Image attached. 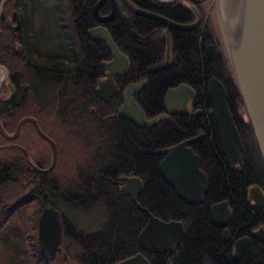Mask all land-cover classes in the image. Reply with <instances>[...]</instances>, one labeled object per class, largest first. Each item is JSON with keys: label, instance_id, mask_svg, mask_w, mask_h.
Wrapping results in <instances>:
<instances>
[{"label": "trees", "instance_id": "obj_1", "mask_svg": "<svg viewBox=\"0 0 264 264\" xmlns=\"http://www.w3.org/2000/svg\"><path fill=\"white\" fill-rule=\"evenodd\" d=\"M90 10L91 8L84 10L82 17H90ZM11 11L12 9H4L2 16H9ZM60 11L46 9L42 12H50L56 16ZM79 11L78 9L77 12ZM18 12L22 16H34L38 11L29 8L20 9ZM70 12L68 15H76L74 10ZM116 17L121 18V13L118 12ZM116 21L114 45L128 58L129 63L125 77L131 82L141 79L146 82L143 97L137 98L145 117L150 119L158 116L161 113L164 92L179 85H186L194 91L196 102L201 108V116L172 117L145 129L144 132H131L124 140L122 137L109 138L110 132H102L97 161L104 162L106 167L101 166L106 170L110 164L117 175L130 174L142 180L143 191L138 203L153 217L164 222L180 221L183 224L184 232L177 264H213L212 256L219 248L218 230L207 219L208 206L223 200L242 204L248 185H257L264 190L263 167L227 60L221 54L214 61H207L198 46L196 32H174L168 35L171 61L164 65V42L160 35H156L157 24L137 18L128 24H123L119 19ZM130 29L137 34V41L129 36ZM104 53L98 52L103 58ZM13 55V38L0 26V66L9 73L14 69ZM90 65L91 62L88 61L89 69H83V78L91 72ZM210 78L216 79L224 88L225 103L242 146L243 170L240 174L222 170L223 160L207 100V82ZM83 90L86 91V88ZM7 102H0V124L3 122L4 130L10 132L15 125L14 108ZM83 105L88 109L92 103ZM198 133H203L204 140L192 147L199 157V168L208 179V192L203 205L187 208L175 199L172 190L158 177V158L152 153ZM1 143L3 142L0 140ZM33 176L19 152L9 146L0 147V246L6 253L4 264H27L28 261L31 264H115L139 252L136 236L143 227L145 218L116 190L113 191L109 183L100 179L90 186L72 184L73 189L65 191L68 195L59 196V185L47 186L37 181L32 183ZM81 187L84 190L88 187L94 188L92 194H102L103 197L86 202L75 199ZM44 205L52 206L61 216L60 253L56 254L52 262L44 260L35 238L36 219ZM94 206L100 208V222L97 227L91 229L94 224L89 229H78L67 218V213L73 215ZM234 210L237 211V207ZM239 211L232 216L236 223L246 220L242 224L264 227V211L258 213L252 221L249 213L240 208ZM18 220L21 222V230L12 227L13 222ZM21 245L26 247L27 254L14 252L15 247ZM156 257L158 264L167 263L164 256ZM239 263L264 264V242L251 246Z\"/></svg>", "mask_w": 264, "mask_h": 264}, {"label": "flooded vegetation", "instance_id": "obj_2", "mask_svg": "<svg viewBox=\"0 0 264 264\" xmlns=\"http://www.w3.org/2000/svg\"><path fill=\"white\" fill-rule=\"evenodd\" d=\"M98 2L99 0H0V26L4 27L11 35L14 46V55L12 58V65L14 66V69H12L11 73H9L8 70L0 66L3 69L0 70V102L8 101L7 103H10L14 108L13 117L15 119V125L13 130L10 132L5 131L4 127H2V129L6 134L10 135L15 131L17 124L22 119L28 118L33 120L38 128V131L47 140L53 143L56 154L55 162L49 172H44L51 165L52 155L50 144L38 135V131L31 123H24L17 136L11 141L5 140L0 136V140L3 142L0 144V147L9 146L21 154L25 164L34 174L33 178H31L32 183L37 181L47 186H50V184L59 185L61 187L59 196H63L64 194L68 195L65 191L68 189L72 190V184H78V186H90L101 179L103 182L109 183L112 186L111 188L113 191L116 190L121 197L130 202L137 212L142 213L137 208L139 207L140 209H145L138 203V199L142 195L143 191L142 180L130 174L117 175L110 167V164L108 166V170H106V168H104L106 164L102 161H97L99 144L102 142L100 135L102 132H110L109 138L110 136L113 139H115V137L117 139L122 137L124 140L128 138L129 133L131 132H144L145 129H148L137 128L131 125L126 119L117 116V110L124 103L123 93L128 86L138 87L131 94L130 99L136 105L145 121H150L156 117L163 116L164 113L162 103L165 93L176 87L167 89L164 92L161 100V113L153 118H146L139 103L137 102V98L143 97L144 95L146 82L144 79L137 82H131L125 77L129 63L128 58L120 53L114 45V39L116 36V20L119 19L123 24H128L133 23L134 18H137L144 20V22L150 21L157 24L156 35H160L164 42V65H167L171 61L170 41L168 35L174 32H196L198 46L201 47L203 55L207 61L209 60L206 58V48L208 46L214 47L211 50L214 54V61L216 57L221 54L225 56L224 48L221 50L222 40H220V36L217 34V37L213 39L211 37V34L214 31V27L212 25L213 20L217 21V16H215L217 12L216 1L103 0L97 9V18L102 19L108 16L112 7L116 9L114 15L105 22L99 21L92 15V10ZM29 8L37 9L38 12L34 16H22L18 12L20 9ZM87 8H91L90 17H82L83 11L87 10ZM4 9H12L9 16H2ZM46 9H60L61 11L58 12L59 15L55 16L50 12H42ZM78 9L80 10L79 12H77ZM70 10H74L76 15H68L71 14ZM118 12L121 13V18L116 17ZM141 14H151L168 21L173 25L190 27V29L178 30L174 28H167L163 24L144 17ZM212 15L215 19L212 18ZM96 29H101L106 32L109 40L115 46L116 50L126 59L127 63L122 74L114 75L112 77V85L110 88H108V86L104 83V80L106 79V71L101 68V65L109 63L113 57L103 41L92 40L88 38L87 35L89 31ZM128 34L133 41L138 40L137 34L132 29L129 30ZM163 35H165L169 42L167 57L166 42ZM99 51L105 52L104 58L99 56ZM88 61L91 62V72L87 73V71H85L87 76L83 78V69H89L87 66ZM98 82H103L100 84V87L105 88L106 86L107 88V90H104L103 93L99 94L105 100L98 97L95 93V91L98 90ZM85 88L86 91L83 90ZM20 89L21 96L18 100ZM189 89L194 94V97L186 103L188 111L187 114L182 116L167 115L165 120H160L153 126L161 121H167L172 117L193 116L195 118H199L201 116V108L199 104H197L198 102H196V95L191 88ZM89 103H92V106L88 107V109L84 107L83 104ZM25 126L27 127L24 128ZM130 127L132 129H130ZM198 136H200V139L189 145L188 148L197 157L198 171L203 174L206 181L205 193L202 196L200 203L190 205L180 201L175 191L170 188L157 173L160 180L172 190L175 199L184 204L187 208H195L203 205L208 192V179L205 173L199 168L200 160L198 155L194 153L192 147L204 140L203 133H198L197 135L184 139L179 143L159 149L152 153L153 156L158 158L156 164L157 172V166L163 156L157 155L156 152L197 138ZM218 148L221 152L223 160L222 170L227 169L235 174L242 173V159L240 167L235 165L229 166L224 160L220 146H218ZM45 151L48 152V155H45ZM23 152L26 153L27 160L25 159ZM72 152L75 154V159L69 161L70 163L68 165V161H66L67 153L73 155ZM58 156H61L60 159ZM61 163L62 166H59ZM141 163L143 167V157ZM65 164L66 167L68 166L70 169V171L67 172V176H63L61 174L59 177H55L53 172L57 168H63V165ZM131 178L137 179L141 185V191H139L135 198H131L130 196H126L121 193V188H123L126 181ZM79 190L80 193L73 195H75V199L83 202H86L87 200H98L103 197L102 194H92L94 188L88 187L84 190V188L81 187ZM261 197L264 199L263 189L259 188L257 185H248L244 192L242 204L237 201L223 200L208 206V221L209 210L214 205L225 203L226 208L229 211L228 222L224 227L216 228L210 224L218 230L219 243V248L214 251V255L212 256L213 264H240L239 262H241L245 253H247L251 246L263 244L264 227L262 225L251 226L250 223L242 224V222H246V220L236 223L235 220L232 219L233 213L237 211L240 212V208L244 212L250 214L251 221L254 220L258 213L264 211V202ZM234 207H237V211L234 210ZM99 210V207L94 206L79 212L77 211V214H87L95 211L99 212ZM243 211H241V213H244ZM142 214L145 218V223L136 236L139 252L123 260L139 254L143 257L147 264H158L156 262V259H158L156 256H164L167 259L166 264H170L173 254L171 252L164 251L165 248L163 245L160 246L159 242L153 243L155 251L142 250L139 245L138 235L146 225L147 221L146 215L144 213ZM67 218L76 228L83 230L88 229V226L90 227L94 224L95 225L91 227V229L97 227L100 222L99 216L89 224L83 226L81 224L78 225L74 223L68 215ZM161 222H176L182 227L180 240L177 246L172 247L175 252L174 264H177L184 232L183 224L180 221ZM243 240H246V248L238 259L233 260L234 252L236 248L239 247V243ZM145 245L147 244L145 243ZM202 264L209 263L204 262Z\"/></svg>", "mask_w": 264, "mask_h": 264}, {"label": "water", "instance_id": "obj_3", "mask_svg": "<svg viewBox=\"0 0 264 264\" xmlns=\"http://www.w3.org/2000/svg\"><path fill=\"white\" fill-rule=\"evenodd\" d=\"M215 1L218 13V7L220 8L219 0ZM238 1L239 7L237 6L235 19L230 20L229 17H226L229 21L227 24L232 28L230 32L229 26L227 24L224 26V30L228 34L227 38L223 39L224 53L264 171V0ZM102 2L103 0H99L94 6L92 15L99 21L105 22L114 15L116 9L112 7L108 16L99 19L97 18V9ZM141 15L157 21L167 28L178 30L190 29V27L173 25L151 14ZM222 15L225 17V14ZM217 21L219 27H221L219 19ZM220 31V35L223 38L222 30ZM87 35L92 40L103 41L113 57L109 63L101 65V68L106 71L104 83L110 88L112 85V77L123 73L127 65L126 59L116 50L104 30H92ZM163 38L166 42L167 57L169 42L165 35H163ZM212 48L214 47L208 46L206 48V58L209 61H213L214 58V54L211 51ZM0 70L3 69L0 67ZM102 83H97L98 90L95 91L96 95L100 98L102 97L99 94L107 90L106 86L105 88L100 87ZM137 88V86L127 87L123 93L124 103L117 110L118 117L126 119L131 125L137 128H149L156 122L165 120L167 115H186L188 112L186 103L194 97L192 91L184 85L168 90L165 93L162 103L163 116L145 121L136 105L130 99L131 94ZM20 96L21 89L18 94V100ZM102 99L105 100L104 98ZM207 100L224 160L229 166L235 165L240 167L242 146L225 103L224 88L214 78H210L207 82ZM24 123H31L38 131L34 121L26 118L17 124L15 131L10 135L3 131L2 127L4 123L2 122L0 124V136L8 141L13 140ZM37 133L50 144L52 155L51 165L44 171L49 172L55 162V148L51 141L47 140L39 131ZM199 139L200 136L156 152L157 155L163 156L157 166L159 177L175 191L180 201L190 205L200 203L205 193V177L198 171L197 157L188 148L189 145L197 142ZM23 154L27 160L26 153L23 152ZM139 191H141V185L135 178L127 180L124 187L121 188V193L131 198H135ZM261 199L264 202L262 197ZM137 208L147 217L146 225L138 235V243L142 250L155 251L153 243L159 242V245H163L165 248L164 251L173 254L170 264H174L175 252L172 247L177 246L180 240L182 234L181 225L176 222L163 223L153 218L145 209ZM228 218L229 211L225 203L214 205L209 210V222L216 228L224 227L228 222ZM35 238L37 247L44 260L52 262L56 254L60 253L61 225L59 213L50 205H44L39 211L36 219ZM245 248L246 240H243L239 243V247L236 248L233 260L238 259ZM116 264L147 263L141 255L137 254Z\"/></svg>", "mask_w": 264, "mask_h": 264}, {"label": "rangeland", "instance_id": "obj_4", "mask_svg": "<svg viewBox=\"0 0 264 264\" xmlns=\"http://www.w3.org/2000/svg\"><path fill=\"white\" fill-rule=\"evenodd\" d=\"M220 6V5H219ZM219 13V14H218ZM218 13L216 12L215 16H217V19H219V22H220V25L221 27H219L218 25V21L216 20H213V27H214V31L212 32L211 34V37L212 39L217 37V34L220 36V40H222V48L221 50L224 48V42H223V39H226L228 34L226 33V31L224 30V26L229 23L228 19L226 18V16L224 17L222 14H224V12L222 11L221 12V8L218 7ZM222 13V14H221ZM212 18H214V16L212 15ZM215 19V18H214ZM229 26V24H227ZM223 27V28H222ZM232 28V27H231ZM231 28L229 26V30L231 32ZM218 30V31H217ZM222 30V35H223V38L221 37L220 33ZM45 155H48V152L45 151L44 152ZM73 155H70L69 153H67V159L66 161H68V165H69V161H72L73 159H75V154L74 152H72ZM70 155V156H68ZM81 156V154H80ZM61 156H58V158L60 159ZM69 157V158H68ZM81 159V158H79ZM59 166H62V163L59 165ZM70 171V169L68 168V166L66 167V164L63 165V168H57L54 172H53V175L56 177H59L61 174L64 176L66 175L67 176V172ZM66 214V212H65ZM68 216H70V219L76 223V224H81V225H87L89 224L91 221L95 220L96 218H98L100 216V212H91V213H87V214H82V213H76V214H69L67 213ZM12 227H14V229H22V226H21V222L18 220V221H15L13 222L12 224ZM89 229V226L87 227ZM14 252L16 253H19V254H27V250H26V247L24 245H21L20 247L19 246H16L15 249H14ZM25 259V258H24ZM6 261V253L5 251H3V249L1 248L0 246V264H4ZM27 264H31V262L28 261Z\"/></svg>", "mask_w": 264, "mask_h": 264}, {"label": "bare ground", "instance_id": "obj_5", "mask_svg": "<svg viewBox=\"0 0 264 264\" xmlns=\"http://www.w3.org/2000/svg\"><path fill=\"white\" fill-rule=\"evenodd\" d=\"M238 4V0H219L221 10L224 12L226 17H229L230 20L233 18L235 19Z\"/></svg>", "mask_w": 264, "mask_h": 264}]
</instances>
